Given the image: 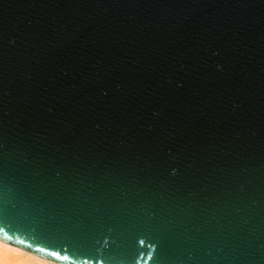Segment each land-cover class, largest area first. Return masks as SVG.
Here are the masks:
<instances>
[{
    "label": "water",
    "instance_id": "95a60500",
    "mask_svg": "<svg viewBox=\"0 0 264 264\" xmlns=\"http://www.w3.org/2000/svg\"><path fill=\"white\" fill-rule=\"evenodd\" d=\"M0 237L264 264V0H0Z\"/></svg>",
    "mask_w": 264,
    "mask_h": 264
},
{
    "label": "bare ground",
    "instance_id": "6f19581e",
    "mask_svg": "<svg viewBox=\"0 0 264 264\" xmlns=\"http://www.w3.org/2000/svg\"><path fill=\"white\" fill-rule=\"evenodd\" d=\"M0 264H63L0 237Z\"/></svg>",
    "mask_w": 264,
    "mask_h": 264
},
{
    "label": "snow or ice",
    "instance_id": "6c2138e0",
    "mask_svg": "<svg viewBox=\"0 0 264 264\" xmlns=\"http://www.w3.org/2000/svg\"><path fill=\"white\" fill-rule=\"evenodd\" d=\"M11 242H13V241H10V243H11ZM21 247H25V245L21 244ZM32 250H33V249L29 248V251H32ZM39 251H40V252H43V251H44V249H43V248H41ZM38 254H39V253H38ZM52 255H53V256H55V255H56V253H55V252H53V253H52ZM64 258L66 259L67 257H64Z\"/></svg>",
    "mask_w": 264,
    "mask_h": 264
}]
</instances>
